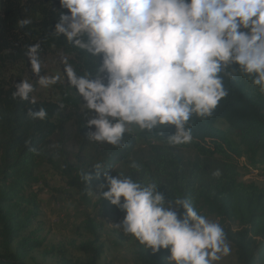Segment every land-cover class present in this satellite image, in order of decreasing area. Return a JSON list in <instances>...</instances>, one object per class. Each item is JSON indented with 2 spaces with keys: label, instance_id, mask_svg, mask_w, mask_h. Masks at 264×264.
Wrapping results in <instances>:
<instances>
[{
  "label": "clouds",
  "instance_id": "obj_1",
  "mask_svg": "<svg viewBox=\"0 0 264 264\" xmlns=\"http://www.w3.org/2000/svg\"><path fill=\"white\" fill-rule=\"evenodd\" d=\"M59 9L51 34L94 61V71L81 74L61 58L91 142L123 149L133 126L161 137L174 126L167 143H191L190 120L211 117L229 95L225 77L246 76L264 94V0H59ZM39 49L30 46L31 69L48 88L59 77L43 73ZM34 90L21 81L13 95L26 100ZM47 117L44 108L28 112L30 119ZM130 166L141 168L135 161ZM93 167L99 176L104 164ZM103 175L108 190L99 186L102 197L125 213L115 227L153 253L168 250L167 264H219L231 254L224 227L190 199L169 203L155 181ZM81 180L92 175L82 169Z\"/></svg>",
  "mask_w": 264,
  "mask_h": 264
},
{
  "label": "trees",
  "instance_id": "obj_2",
  "mask_svg": "<svg viewBox=\"0 0 264 264\" xmlns=\"http://www.w3.org/2000/svg\"><path fill=\"white\" fill-rule=\"evenodd\" d=\"M60 11L59 0H0V66L26 62L30 46L38 43L39 57L57 49L81 74L94 71L93 58L51 34ZM23 20L31 22L21 26ZM224 83L229 95L213 115L190 120L191 143L169 145L165 138L174 133L171 126L163 137L141 130L139 135L129 133L128 146L120 149L88 140L85 110L68 81L60 85V100L36 101L33 92L26 100L14 97L17 86L0 80V264H28L32 253L43 246L39 228H34L42 206L34 188L48 186L37 174L43 165L50 166L86 206L104 214H124L102 197L101 189L95 201L90 198L96 186L104 184L103 191L108 190L105 170L114 177L155 181L166 202L188 198L201 214L217 220L239 264H264V186L241 180V168L264 169V94L243 75L235 80L225 77ZM60 103L65 105L62 110ZM40 108L47 110L46 120L28 118L29 110ZM138 136L147 146H139ZM133 161L141 166L138 172L130 166ZM95 163L104 164L99 176ZM82 169L92 175L90 182L81 180ZM217 170L219 177L213 175ZM179 213L183 216L184 210ZM79 228L90 239L80 244L84 258L74 264H100L103 224L86 214ZM135 244L137 264H167L168 250L153 253L136 240ZM62 255L60 264H71Z\"/></svg>",
  "mask_w": 264,
  "mask_h": 264
},
{
  "label": "rangeland",
  "instance_id": "obj_3",
  "mask_svg": "<svg viewBox=\"0 0 264 264\" xmlns=\"http://www.w3.org/2000/svg\"><path fill=\"white\" fill-rule=\"evenodd\" d=\"M61 58L69 63V58L57 49L51 50L46 56H40L43 73L59 77L58 82L48 88H42L37 84V77L31 69L30 59L17 65L0 66V80L13 86H17L21 81H28L33 84L35 89L33 91L34 100L58 101L61 98L60 85L67 81ZM139 133L140 129L133 126L130 134L139 135ZM137 139L139 146H147L143 137L138 136ZM37 174L45 177L48 185L38 184L34 188L39 191V199L42 203L38 224L34 228H39V238L43 241V246L32 253L27 261L28 264H60L62 254L71 264L83 259L84 254L79 246L82 242L90 239V235L80 229L79 225L86 214L95 216L97 221L103 224L101 241L104 244V253L100 264H137L138 247L135 244V239L126 236L129 240H123L116 233V231H120L123 234L120 229L115 227V224L124 218L125 213L122 215L98 213L95 208L86 206L77 192L68 188L65 181L48 165L39 168ZM241 180L244 182L254 181L258 185L264 186V169L241 168ZM99 189L96 186L90 193L92 201L96 200ZM230 245L231 254L221 260L219 264H239L235 248L231 243Z\"/></svg>",
  "mask_w": 264,
  "mask_h": 264
}]
</instances>
